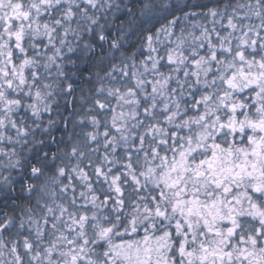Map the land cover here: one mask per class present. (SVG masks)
Instances as JSON below:
<instances>
[{
  "label": "snow or ice",
  "instance_id": "6c2138e0",
  "mask_svg": "<svg viewBox=\"0 0 264 264\" xmlns=\"http://www.w3.org/2000/svg\"><path fill=\"white\" fill-rule=\"evenodd\" d=\"M0 264H264V0H0Z\"/></svg>",
  "mask_w": 264,
  "mask_h": 264
}]
</instances>
